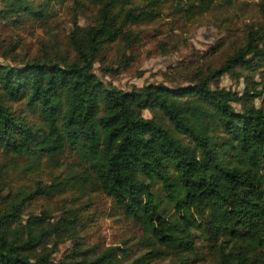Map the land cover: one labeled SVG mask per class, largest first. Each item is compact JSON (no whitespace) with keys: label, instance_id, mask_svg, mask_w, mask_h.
<instances>
[{"label":"trees","instance_id":"16d2710c","mask_svg":"<svg viewBox=\"0 0 264 264\" xmlns=\"http://www.w3.org/2000/svg\"><path fill=\"white\" fill-rule=\"evenodd\" d=\"M167 1L73 0L76 18L93 14L87 25L74 20L66 51L53 55L47 43L16 60V46H0V174L44 162L62 171L49 184L0 187V264H264V0L262 25L192 83H106L96 64L122 43L118 67L103 70L129 68V28L157 19ZM216 1L176 0V10L187 18L236 11L237 0ZM64 3L0 0V26L43 28ZM225 74L244 78L245 91L213 87ZM72 190L107 197L140 229L139 252L83 243L55 257L52 239L80 231L78 210L65 207L54 223L33 208Z\"/></svg>","mask_w":264,"mask_h":264},{"label":"rangeland","instance_id":"374dc122","mask_svg":"<svg viewBox=\"0 0 264 264\" xmlns=\"http://www.w3.org/2000/svg\"><path fill=\"white\" fill-rule=\"evenodd\" d=\"M222 5L221 0L216 1ZM176 0H168L162 5L160 16L153 21L134 24L129 29L133 32L135 42L126 51L133 59L130 67L119 73H106L104 67L117 68V62L125 52V45L116 43L96 64V72L109 85L122 90H130L134 86L147 83H166L169 86L188 85L198 74L218 67L222 62L246 42V30L257 29L262 24L257 0H237L236 11L218 9L209 14H201L187 18L183 12L176 10ZM73 0L56 8L55 15L46 26L32 29L0 26L1 48L17 47L16 60H30L42 54L45 44L54 55L66 51L67 36L77 19L81 25L90 23V10L81 12L76 18L73 13ZM3 61V60H2ZM14 64L13 61H6ZM258 81V78H256ZM213 87L227 88L238 93L246 89L244 78L235 74H225ZM258 106L260 100L256 101ZM146 116L152 114L145 112ZM10 172L3 169L0 174V187L12 185L30 186L42 181L49 184L54 175L61 169L44 162L40 168L31 173L24 171ZM73 207L78 210L82 220L80 231L70 233L64 231L60 237L52 239L56 244L55 257L62 258L73 249L107 248L109 246L127 247L131 256H135L141 246L138 243L141 231L127 221L125 217L111 206V201L102 194L91 190H72L54 199H41L34 205L38 215L50 213L51 221L56 223L64 216V208ZM168 263V260L164 261ZM199 264H212L207 257Z\"/></svg>","mask_w":264,"mask_h":264}]
</instances>
